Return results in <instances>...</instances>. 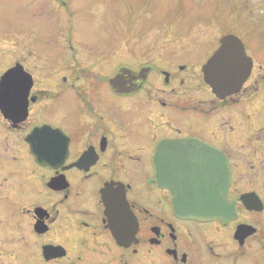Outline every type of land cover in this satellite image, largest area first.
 <instances>
[{
    "label": "flooded vegetation",
    "instance_id": "flooded-vegetation-1",
    "mask_svg": "<svg viewBox=\"0 0 264 264\" xmlns=\"http://www.w3.org/2000/svg\"><path fill=\"white\" fill-rule=\"evenodd\" d=\"M255 22L182 47L176 68L149 56L117 66L66 25L0 59V264H264V18ZM230 35L247 76L217 96L202 70ZM223 168L235 217L178 216L166 187Z\"/></svg>",
    "mask_w": 264,
    "mask_h": 264
},
{
    "label": "rangeland",
    "instance_id": "rangeland-1",
    "mask_svg": "<svg viewBox=\"0 0 264 264\" xmlns=\"http://www.w3.org/2000/svg\"><path fill=\"white\" fill-rule=\"evenodd\" d=\"M259 2L264 4V0H0V59L17 51L26 54L34 35L56 37L66 25L75 43L114 52L117 66L127 62L137 66L142 56H149L147 61L170 68L176 60H186L180 55L187 50L182 47L219 36L237 23L246 27L263 19L264 5L257 6ZM232 14L240 22L232 20Z\"/></svg>",
    "mask_w": 264,
    "mask_h": 264
},
{
    "label": "water",
    "instance_id": "water-1",
    "mask_svg": "<svg viewBox=\"0 0 264 264\" xmlns=\"http://www.w3.org/2000/svg\"><path fill=\"white\" fill-rule=\"evenodd\" d=\"M244 58L242 47L235 37L230 35L222 38L220 47L203 67L204 82L217 96H225L237 91L247 76L246 71L238 70L246 64ZM12 72L13 69L7 74L11 75ZM119 73L122 77L129 74L126 69H121ZM110 82L118 86L117 91H121L119 74ZM159 160L160 157L157 156V163ZM160 171L156 170V173ZM193 177L191 175L189 178L193 179ZM202 179L198 183L179 188L166 187L175 195L172 203L177 215L200 222L219 221L223 223L232 220L235 217L234 203L226 199L229 171L225 168L208 169Z\"/></svg>",
    "mask_w": 264,
    "mask_h": 264
}]
</instances>
